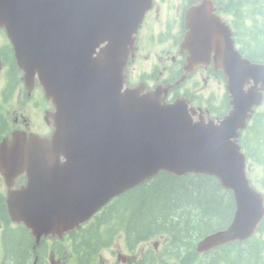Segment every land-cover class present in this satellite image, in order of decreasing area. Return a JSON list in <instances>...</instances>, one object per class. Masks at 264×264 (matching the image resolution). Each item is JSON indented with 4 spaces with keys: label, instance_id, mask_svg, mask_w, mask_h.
Returning a JSON list of instances; mask_svg holds the SVG:
<instances>
[{
    "label": "water",
    "instance_id": "water-1",
    "mask_svg": "<svg viewBox=\"0 0 264 264\" xmlns=\"http://www.w3.org/2000/svg\"><path fill=\"white\" fill-rule=\"evenodd\" d=\"M146 103L147 109L144 112L142 122L131 125L130 130L127 131L129 137L126 141L129 145H133V157L126 156L120 161L127 152L119 149L118 153L109 159L111 163L105 165V167L107 166L106 175H111L122 168L132 167L127 172L119 171L120 174L128 177V182L120 185L123 188H127L128 183H135L144 176L143 174L138 175L134 168L139 164L152 162L153 168L168 169L175 174L182 173L178 167L189 165L175 161L178 153L184 147V142L180 137L179 121L170 117L173 115L172 110L163 106L158 100L146 101ZM110 181L113 184L119 182L115 178H111ZM64 195L66 196L62 198V201L65 202L61 203V207L68 209L74 219L83 217L84 214H80V209L83 205H88L84 201L79 204V202L74 201L75 199H87L93 202L81 187L69 189ZM238 204L239 207L236 209L231 226L227 233L218 236L217 241H227L234 238L243 239L251 232L254 224L259 221L260 210L258 207L252 210L250 198H240Z\"/></svg>",
    "mask_w": 264,
    "mask_h": 264
},
{
    "label": "trees",
    "instance_id": "trees-1",
    "mask_svg": "<svg viewBox=\"0 0 264 264\" xmlns=\"http://www.w3.org/2000/svg\"><path fill=\"white\" fill-rule=\"evenodd\" d=\"M182 184L180 180L163 174L151 180L148 187L152 186L153 190L139 200V206L130 216L129 235L134 237L137 234V237H141L146 235L144 233L146 229L149 233L150 229L157 231L158 228H170L174 233L175 241L183 245L184 249H188L199 232L206 227L205 224L213 225V220L225 215L226 210L222 206L211 202L208 189L211 187L200 186L203 184L202 181H197L186 187H183ZM184 204L191 208V212L182 209L181 205ZM202 220L203 222H201ZM187 222L190 225L191 223L197 224L195 233H192L190 228L185 232L181 230L176 233L177 227H188ZM184 256L186 257L185 261L189 262L190 255ZM22 263L23 261L20 259H13V264Z\"/></svg>",
    "mask_w": 264,
    "mask_h": 264
},
{
    "label": "rangeland",
    "instance_id": "rangeland-1",
    "mask_svg": "<svg viewBox=\"0 0 264 264\" xmlns=\"http://www.w3.org/2000/svg\"><path fill=\"white\" fill-rule=\"evenodd\" d=\"M149 55H151V54H149ZM135 68H136L137 71H139L141 69V70H144L145 72H148L150 70V68L148 67V64L146 62L144 63L143 60H141V62L139 64H137L135 66ZM187 88L193 89L197 94H202L204 97L213 95L217 99L220 98V90L212 82L206 83V84H203V85H197L196 87L193 85V83H190V84L187 85ZM253 172L254 171H249L248 173H250V175H253ZM181 207H182V209H187V210H190V212H191V208L188 207L187 205L184 204V205H181ZM210 219H211V217H210ZM201 222H203V220ZM187 225H188V227H177L176 228L177 229L176 233L181 232V230H183L182 232H185L188 228L191 229L192 233H195V231L197 229V224L196 223H191V225H190V223L187 222ZM205 226L207 228V227H211L212 225L205 224ZM189 248L188 249H183V251H181L180 254L181 255H187L188 254L187 252H188ZM188 261L189 262L185 261V263L194 264V261L191 259V257L188 258Z\"/></svg>",
    "mask_w": 264,
    "mask_h": 264
},
{
    "label": "bare ground",
    "instance_id": "bare-ground-1",
    "mask_svg": "<svg viewBox=\"0 0 264 264\" xmlns=\"http://www.w3.org/2000/svg\"><path fill=\"white\" fill-rule=\"evenodd\" d=\"M149 222V221H148ZM145 223V222H144ZM147 230V229H146ZM183 234V233H182ZM195 236V235H194ZM178 240V239H177ZM186 240V239H185ZM187 241V240H186ZM189 242V241H188ZM187 245V244H186ZM185 261V260H184Z\"/></svg>",
    "mask_w": 264,
    "mask_h": 264
}]
</instances>
